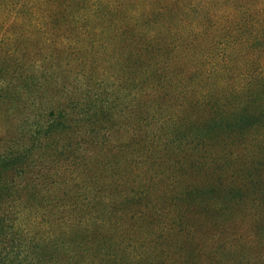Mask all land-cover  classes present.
I'll return each instance as SVG.
<instances>
[{
    "label": "rangeland",
    "instance_id": "obj_1",
    "mask_svg": "<svg viewBox=\"0 0 264 264\" xmlns=\"http://www.w3.org/2000/svg\"><path fill=\"white\" fill-rule=\"evenodd\" d=\"M31 1L0 33L4 88L30 87L0 91V158L24 159L0 169V264L28 235L47 264H264V0L210 23L192 0Z\"/></svg>",
    "mask_w": 264,
    "mask_h": 264
},
{
    "label": "trees",
    "instance_id": "obj_2",
    "mask_svg": "<svg viewBox=\"0 0 264 264\" xmlns=\"http://www.w3.org/2000/svg\"><path fill=\"white\" fill-rule=\"evenodd\" d=\"M244 1H247V0H192L191 3H189L188 6H186V9L188 10V13H193V15H196V16H202L203 20H206L207 23H210L212 21H210L209 18L210 19L213 17L217 18L218 16L221 17V15H223V13L227 10L239 9L242 6ZM33 8H34V3L31 0H0V33L2 32L3 28H7L9 26L13 18H17V14H21L20 18L24 19L30 13V11H32ZM153 25L154 23L152 21L149 22V20H144L143 22V27L145 31L149 34L154 33ZM146 38L150 39V36L147 34ZM133 65H135V62L133 63ZM148 66H149L148 64L147 65L142 64V67L144 68L143 71H145ZM8 68L9 67H6V66H3V67L0 66V73H3ZM212 69L215 70V68H212ZM147 77L148 75L145 77L143 76V80L141 81L144 82V80L147 79ZM29 78L30 77H28V79ZM4 79L5 78H3L2 76L0 77V88H1L0 91H3V90L11 91L14 97H16L15 94H17V93L14 94L15 91L21 92L23 87L30 88L28 83L26 85H18V84L15 85V83H12V85L8 86L7 88H4L5 85H7L5 84ZM157 81L159 82L160 79H158ZM26 82L28 81L26 80ZM137 84L139 83L137 82L131 85L136 86ZM98 113H99L98 111L95 112V115H97ZM50 115L53 116V113H50L49 116ZM59 115L60 117H62V114H59ZM58 124L61 127V129L66 128V124L63 121H59ZM224 124L229 125V123L227 122L226 123L224 122ZM221 125L224 126L223 116L219 115V116H214L209 121L201 122L198 127L195 126L197 128L195 127L193 128V125L191 124L188 127L177 128L176 130H174V133L172 132V134L174 135L173 141L176 142L177 148H182L183 147L182 140L186 138H190L191 142L197 143L202 138L207 137V135L210 132H213V129L217 127H221ZM36 132L39 133L38 131ZM47 132L48 130L45 132L42 131V133H47ZM191 132H193V134ZM152 144L153 142L151 141L149 145H147V150H146L147 153H151ZM24 151L30 152V150L28 149H24ZM18 153L19 152L17 151L14 153H10V157L0 158V169H5L6 167L13 164L15 160L23 161L24 160L22 157L23 154H18ZM141 162H142V158H139L135 160L134 164L135 165L143 164ZM152 163L153 161L150 162V164ZM94 173H96L98 176H102L104 173V168L100 167L99 169L98 167L96 171H94ZM136 179H138V176H136ZM94 180L96 181L98 179L95 177ZM3 191H5V189H3ZM18 223L22 224V222H18ZM24 235L26 236V232H24ZM49 248L53 251L55 250V247L49 246ZM35 249H38V247L36 246V241H33V239H31L30 236L28 235L27 238L23 241L22 249L13 255L14 256L13 260H9L8 256L6 255L2 258V261H4L3 264H24V262H26V260H29V258L32 255H34L35 256L34 258L37 260L36 264H47L45 261V256H48L49 254L47 255L45 253L43 255H39L38 254L39 252L33 253Z\"/></svg>",
    "mask_w": 264,
    "mask_h": 264
}]
</instances>
